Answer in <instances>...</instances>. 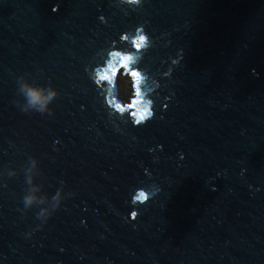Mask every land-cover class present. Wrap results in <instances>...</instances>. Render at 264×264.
<instances>
[{"label": "water", "instance_id": "95a60500", "mask_svg": "<svg viewBox=\"0 0 264 264\" xmlns=\"http://www.w3.org/2000/svg\"><path fill=\"white\" fill-rule=\"evenodd\" d=\"M146 20L140 67L161 88L133 128L109 120L84 69ZM25 72L60 91L53 117L12 104ZM26 152L47 154L45 190L62 178L76 195L25 239L38 221L17 211L23 178L0 188V264H264V0H145L128 16L113 0H0V165ZM153 185L126 220L129 193Z\"/></svg>", "mask_w": 264, "mask_h": 264}, {"label": "clouds", "instance_id": "9594fccd", "mask_svg": "<svg viewBox=\"0 0 264 264\" xmlns=\"http://www.w3.org/2000/svg\"><path fill=\"white\" fill-rule=\"evenodd\" d=\"M113 2L125 16H128L130 11L134 12L143 7L145 0H113ZM56 10L53 8V11ZM98 19L101 23H106L103 15ZM147 23L149 21L146 20L144 24L137 25L133 30L121 32L119 41L113 40L107 48L97 52L100 62L92 67L85 66L84 69L89 80L100 90L103 107L107 110L109 120L116 117L123 123H130L133 128L143 127L155 118L156 101L152 97L157 89L161 88L160 81L150 75L145 68L140 67L144 55L154 46L153 38L145 31L144 25ZM170 60L171 65L178 63V59L170 58ZM171 73L172 68L169 67L160 73V77L171 79ZM27 74V72L20 73L15 77V92L20 93L24 103L17 104L13 97L12 104L25 115L38 114L53 117L55 109L52 104L60 96V91L52 85L50 80L47 83H38L36 80L28 79ZM121 85L126 99L121 98ZM163 107L166 108L167 105ZM9 143L12 144L11 141ZM58 143H60L59 140L52 142L53 151L58 150L56 149ZM156 148L162 150V145H157ZM148 151L151 153L153 149L149 148ZM46 155L37 156L26 152V158L18 165L14 166L12 161L0 165V188H7L9 180L22 177L23 188L20 197L22 207H18L17 211L23 216L34 210V219L38 221L21 233L25 239H30L35 232L43 230L57 211L66 207L64 202L76 195L74 191H65L66 181L62 178L54 192L45 190L46 181L41 160ZM153 159L155 160L156 157ZM181 159H183L182 156ZM145 172L147 173V169ZM249 187L252 186L249 185ZM160 190L155 185L150 191L143 187L134 188L129 193L128 203L131 211L127 213L126 220L136 221L140 215L138 207L148 204ZM81 224H85V221L81 220ZM60 251H63V248ZM57 264L61 262L58 261ZM108 264L112 262L108 261Z\"/></svg>", "mask_w": 264, "mask_h": 264}, {"label": "rangeland", "instance_id": "374dc122", "mask_svg": "<svg viewBox=\"0 0 264 264\" xmlns=\"http://www.w3.org/2000/svg\"><path fill=\"white\" fill-rule=\"evenodd\" d=\"M120 95H121L122 99H126V96H125V93L123 91L122 85H121V93H120Z\"/></svg>", "mask_w": 264, "mask_h": 264}]
</instances>
